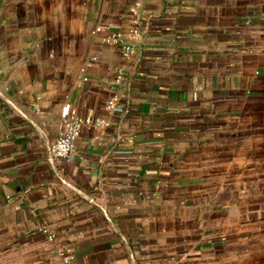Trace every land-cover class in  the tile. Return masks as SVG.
Masks as SVG:
<instances>
[{"label": "crops", "instance_id": "crops-1", "mask_svg": "<svg viewBox=\"0 0 264 264\" xmlns=\"http://www.w3.org/2000/svg\"><path fill=\"white\" fill-rule=\"evenodd\" d=\"M59 249L264 264V0H0V264Z\"/></svg>", "mask_w": 264, "mask_h": 264}, {"label": "built area", "instance_id": "built-area-1", "mask_svg": "<svg viewBox=\"0 0 264 264\" xmlns=\"http://www.w3.org/2000/svg\"><path fill=\"white\" fill-rule=\"evenodd\" d=\"M140 34V25H134L130 31L129 36L131 38H137ZM111 40L121 44L124 51H129L131 49L130 45L127 44L123 36L119 32H115L111 35ZM120 75H117L116 79H120ZM114 99H109L107 102L108 107L114 106ZM101 123V119L96 116L86 115L84 117H79L74 110H70L67 115L62 118V129L56 135L54 140L46 146V158L48 160H53L55 158L69 157L73 151L75 140L77 139L80 129L83 125L98 124ZM43 231H47L46 228H42ZM47 238L49 240L53 239V236L47 232ZM60 254L64 264H69L70 259L67 254L59 249Z\"/></svg>", "mask_w": 264, "mask_h": 264}]
</instances>
